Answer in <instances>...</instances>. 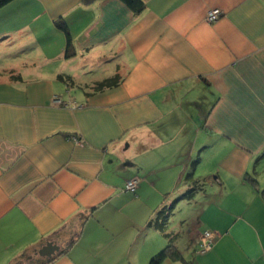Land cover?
I'll use <instances>...</instances> for the list:
<instances>
[{
    "label": "crops",
    "instance_id": "crops-1",
    "mask_svg": "<svg viewBox=\"0 0 264 264\" xmlns=\"http://www.w3.org/2000/svg\"><path fill=\"white\" fill-rule=\"evenodd\" d=\"M143 2L0 8V264H264V0Z\"/></svg>",
    "mask_w": 264,
    "mask_h": 264
},
{
    "label": "trees",
    "instance_id": "trees-1",
    "mask_svg": "<svg viewBox=\"0 0 264 264\" xmlns=\"http://www.w3.org/2000/svg\"><path fill=\"white\" fill-rule=\"evenodd\" d=\"M12 0H0V8L7 3H9ZM86 3H91L96 0H84ZM130 8H132L136 13H140L145 8V3L143 0H123ZM57 26L61 28L65 33L67 37V55L71 56L74 53L73 50V37L71 35V32L67 26V24L60 18L56 22ZM60 78L63 79V76L60 75ZM123 76L120 73H116L112 76H109L107 78H104L100 81H97L93 84L91 87L93 91H102L107 88H112L118 86L123 81ZM199 161V158L193 162L192 169L195 168L196 163ZM187 178L192 180V186H190L189 189L186 190L185 193H183L179 200L183 199H192L197 194L204 192L206 189V182L201 179H193V172H189L187 175ZM178 201V199H177ZM177 201H174L171 207L167 206L163 208L162 210L158 211L155 217V220L149 223V226L155 225L160 231L164 232L166 230L168 220L170 217V214L172 213V210L174 208V205ZM167 257H172L173 259H179L181 257L179 251L177 248L172 244V242H169L168 245L162 249L160 252H158L156 255H154L149 264H161L164 259Z\"/></svg>",
    "mask_w": 264,
    "mask_h": 264
},
{
    "label": "built area",
    "instance_id": "built-area-1",
    "mask_svg": "<svg viewBox=\"0 0 264 264\" xmlns=\"http://www.w3.org/2000/svg\"><path fill=\"white\" fill-rule=\"evenodd\" d=\"M222 15V11L219 8L210 10L206 15V20L208 22H215L217 21ZM56 103H62V99L60 97H56L55 99ZM139 178L131 179L127 185L126 188L129 191H136L139 184ZM216 234L210 230H206L201 239H200V247L199 251L202 253H205L212 249L214 242H215Z\"/></svg>",
    "mask_w": 264,
    "mask_h": 264
},
{
    "label": "water",
    "instance_id": "water-1",
    "mask_svg": "<svg viewBox=\"0 0 264 264\" xmlns=\"http://www.w3.org/2000/svg\"><path fill=\"white\" fill-rule=\"evenodd\" d=\"M59 250V246L56 245L53 241H49L40 251L39 253L42 255H46L51 257L52 255L56 254Z\"/></svg>",
    "mask_w": 264,
    "mask_h": 264
},
{
    "label": "rangeland",
    "instance_id": "rangeland-1",
    "mask_svg": "<svg viewBox=\"0 0 264 264\" xmlns=\"http://www.w3.org/2000/svg\"><path fill=\"white\" fill-rule=\"evenodd\" d=\"M188 174V173H187ZM201 175V169L200 170H198L197 171V175L195 176L196 178H193V179H199V177H203V176H200ZM214 176H216V174H213ZM187 176V175H186ZM188 189V187H186V188H183V190H182V192H181V194H183V193H185L186 192V190ZM173 201V200H172ZM183 202H182V204L179 206V208L178 209H176V211L175 212H177V214L179 215H181V214H184V212H185V210L183 209V208H187V207H189L188 205H187V202L185 201V200H182ZM182 209H183V211H182ZM179 215V216H180Z\"/></svg>",
    "mask_w": 264,
    "mask_h": 264
}]
</instances>
